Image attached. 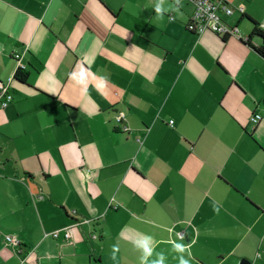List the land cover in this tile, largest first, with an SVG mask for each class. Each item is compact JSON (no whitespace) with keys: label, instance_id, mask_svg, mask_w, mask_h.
Listing matches in <instances>:
<instances>
[{"label":"crops","instance_id":"crops-1","mask_svg":"<svg viewBox=\"0 0 264 264\" xmlns=\"http://www.w3.org/2000/svg\"><path fill=\"white\" fill-rule=\"evenodd\" d=\"M228 2L222 38L186 0H0V264H264V0Z\"/></svg>","mask_w":264,"mask_h":264},{"label":"built area","instance_id":"built-area-1","mask_svg":"<svg viewBox=\"0 0 264 264\" xmlns=\"http://www.w3.org/2000/svg\"><path fill=\"white\" fill-rule=\"evenodd\" d=\"M192 6L191 15L186 22V27L195 34L200 35L205 32H211L219 37L238 36V30L235 25H229L225 18L231 17L234 13H243V7H233L228 0H186ZM264 30V25L260 27ZM13 58L17 61L16 69H24L20 64L19 54H14ZM0 82V108H6L12 101V95L9 91V82ZM124 118L123 113H118L116 121L121 122ZM259 114H253L249 118V130L253 131L260 120ZM172 121H170V124ZM126 130V128H124ZM51 237L57 239L60 235L64 241L69 242L72 238V226L63 229L54 230L50 233ZM182 235V232H179ZM5 241L19 251V241L11 236H6Z\"/></svg>","mask_w":264,"mask_h":264},{"label":"clouds","instance_id":"clouds-1","mask_svg":"<svg viewBox=\"0 0 264 264\" xmlns=\"http://www.w3.org/2000/svg\"><path fill=\"white\" fill-rule=\"evenodd\" d=\"M154 12L161 16L162 9L159 3H157L154 6ZM182 15V13H181ZM71 79L77 84V85H85L89 81L88 77V69L81 65L80 70H74L72 73H70ZM93 82L95 83V87L97 90L102 91L104 87L107 84V78L103 75H97L96 73H92ZM83 91L86 93L87 89H83ZM151 241L152 237L149 235H144L143 239L136 240V244L143 249L145 255L151 253ZM174 248L177 250V252L181 253L179 257V264H191V261L189 258L184 255L186 246L183 243H180L178 241H174L173 243ZM190 255V254H189ZM153 264H163V257L161 256L160 260L154 261Z\"/></svg>","mask_w":264,"mask_h":264},{"label":"trees","instance_id":"trees-1","mask_svg":"<svg viewBox=\"0 0 264 264\" xmlns=\"http://www.w3.org/2000/svg\"><path fill=\"white\" fill-rule=\"evenodd\" d=\"M184 28L187 32L191 34H195L193 31H190L187 27L186 24L184 25ZM197 35V34H196ZM252 38H257L260 41V44L256 47H253V49L256 51V53L264 58V30H262L257 23L252 22V30L250 35L245 39L246 42H248ZM13 79L19 81V82H24L27 80V73L24 69L18 68L16 69Z\"/></svg>","mask_w":264,"mask_h":264},{"label":"water","instance_id":"water-1","mask_svg":"<svg viewBox=\"0 0 264 264\" xmlns=\"http://www.w3.org/2000/svg\"><path fill=\"white\" fill-rule=\"evenodd\" d=\"M240 264H249V261L246 260V259H242V260L240 261Z\"/></svg>","mask_w":264,"mask_h":264}]
</instances>
